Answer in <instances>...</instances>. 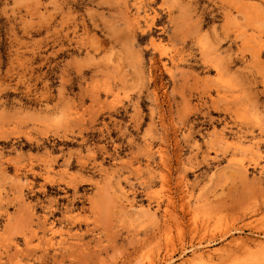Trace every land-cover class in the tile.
I'll use <instances>...</instances> for the list:
<instances>
[{
  "label": "rangeland",
  "instance_id": "obj_1",
  "mask_svg": "<svg viewBox=\"0 0 264 264\" xmlns=\"http://www.w3.org/2000/svg\"><path fill=\"white\" fill-rule=\"evenodd\" d=\"M263 242L264 0H0V264Z\"/></svg>",
  "mask_w": 264,
  "mask_h": 264
},
{
  "label": "bare ground",
  "instance_id": "obj_2",
  "mask_svg": "<svg viewBox=\"0 0 264 264\" xmlns=\"http://www.w3.org/2000/svg\"><path fill=\"white\" fill-rule=\"evenodd\" d=\"M135 20H137V18L135 17ZM230 240H232V238H230ZM233 242H236V241H238L239 243H241V245L242 244H245V240H243L242 239V242H241V239L240 238H236L235 240H232ZM227 242V241H226ZM232 242V243H233ZM237 242V244H235V243H233V244H235L234 245V247L236 246V245H239V243ZM229 244V241H228V243H227V245ZM245 246V245H244ZM258 246H260V248H261V252H264V242L263 243H261V244H259ZM240 247V246H239ZM239 247H237V248H239ZM243 247V246H242ZM240 249H241V247H240ZM211 255H214V253H212L210 250H204V251H201V252H199V254H198V256L199 257H206V258H211ZM198 257V258H199ZM251 257H253V258H256V254L254 253V255H252V253H251ZM248 258V257H247ZM253 258H251V259H253ZM254 260V259H253ZM254 262V261H253ZM184 263V262H183ZM148 264H152V261H149L148 262Z\"/></svg>",
  "mask_w": 264,
  "mask_h": 264
}]
</instances>
